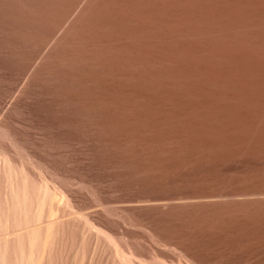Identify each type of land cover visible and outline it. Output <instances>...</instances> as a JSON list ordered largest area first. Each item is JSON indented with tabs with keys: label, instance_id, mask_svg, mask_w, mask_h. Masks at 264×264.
<instances>
[{
	"label": "bare ground",
	"instance_id": "6f19581e",
	"mask_svg": "<svg viewBox=\"0 0 264 264\" xmlns=\"http://www.w3.org/2000/svg\"><path fill=\"white\" fill-rule=\"evenodd\" d=\"M0 25L30 47L58 34L31 83L52 81L59 100L49 112L76 131L93 128L104 142L102 161L123 166L133 204L120 217L146 216L154 239L173 248L149 259L131 245L125 252L83 215L119 264H136L135 256L138 264H264V0H0ZM25 179L16 181L27 201ZM40 192L32 199L38 216L50 195ZM16 204L6 220L29 223L34 207L27 215ZM47 225L44 253L57 239L50 240L57 226ZM35 229L22 246L18 236L19 248L4 236L0 264H39Z\"/></svg>",
	"mask_w": 264,
	"mask_h": 264
},
{
	"label": "rangeland",
	"instance_id": "374dc122",
	"mask_svg": "<svg viewBox=\"0 0 264 264\" xmlns=\"http://www.w3.org/2000/svg\"><path fill=\"white\" fill-rule=\"evenodd\" d=\"M57 35L51 36L43 46L30 47L22 40V36L19 32H8L0 25V180L3 182L5 181L4 183L0 181V200L5 201H0V210L2 211L0 214L6 212L4 217L1 214L3 219L1 220L4 222V225L7 220L9 223L6 224L8 227L6 231V226L0 222L3 225L1 226L0 224V226L2 228L4 227L2 230L0 227V237L3 236L0 240H4L6 244H8L7 239L9 240V244L10 242L11 244L17 242L16 246L19 248V244L22 246V240L24 238L27 242L26 238L28 234H30L29 232L40 226L37 230L35 229L40 236L37 247L38 250H36L35 253L36 258L40 255V258L38 257V260H40L39 264H45V262L46 264H53L52 261H54V264H119L115 248L105 241L106 239L102 234L96 233V227L93 226L97 224L98 227L106 230L109 235L111 234L112 238L115 237V239L118 240L116 243H118L120 248L123 251L125 250V252L127 247L131 245L139 256L142 255L146 257V255L150 254L146 259L158 254V250L159 253H162V251L165 252L162 253L165 254L164 256H166V254L174 255L172 247L161 245L154 239L151 234V227L153 225L152 220L146 216L139 218V221L136 219L127 220L120 217L118 214L121 207L131 206L133 204L129 199L131 198L130 193L133 192L129 190L130 192L128 193L126 190L127 180L122 177V170L124 168L119 163V160L117 158H111L112 160H109L110 165L102 161L104 157L102 156V158L100 156V149L103 147L104 142L102 139L98 138L95 130L91 127H87L83 132L76 131L65 122L61 121L60 118L55 117L49 112V109L59 100L52 81L45 80L31 83V77L39 66L42 56L47 51L48 47L53 44ZM22 49L25 52L28 51L25 56L21 55V52H23ZM15 103H19L18 105L20 106L17 108ZM14 106L16 107L15 109ZM4 159H8L6 161L10 163L9 165L13 169H11L13 174H10L12 178L9 177L10 175H8V173L6 174ZM12 163L14 168L11 166ZM20 171L23 175L26 173V178L28 177L31 181H27L25 176H21ZM22 178L29 184L30 182L33 183V185L30 184L31 187H29V184L27 185V191L30 189L28 191L27 201L26 199L24 200L22 193H19L20 195L18 194L19 190H17L18 181L20 180L19 182H21ZM16 179L18 181H16ZM10 182H12V184ZM37 185L39 188H37ZM41 186H43L42 189L44 188V191L40 190ZM48 188L50 193L46 192L50 195L48 196V203L45 199L47 206L44 204V213H39L40 215L42 214L41 218L40 215H37V204L35 202L34 205V200L32 199L35 198L36 201V196L39 194V191L43 193L45 189L48 190ZM59 191L60 193L65 192V198H63L64 202L62 203L60 201L61 199H59ZM34 192L37 195H34ZM16 194L19 195V197L16 196ZM12 196H14V198ZM51 197L55 198L57 201L55 202ZM21 201L23 206H21ZM28 201L29 203H27ZM66 201L68 202L66 203ZM14 204L18 206L17 208L22 207L23 209L20 208L19 210H23L24 213L25 211H29L27 215L32 212L33 209L34 210L32 214L28 215L27 221L29 223L24 219L22 220V218L20 219V216H17L19 218H17V221L20 223H15L16 219L13 220L14 223L12 222V224L15 226V229L12 230L11 228L14 227L11 224V217L9 218L10 220H6L5 217L8 216V213H13L14 210H12V205L14 206ZM27 204L30 205L28 208ZM3 205H7L6 211L2 208H5ZM10 210L11 212H9ZM53 211L56 213L55 216L57 215L58 219L54 216ZM34 215L36 216L34 217ZM52 215L55 218L52 217ZM83 215H85L86 218L89 217L88 219L91 220L94 225L89 220L86 225L85 221H87V219H84ZM39 217L41 218V223ZM53 218L54 220L56 219L57 222L53 223L54 220H51ZM22 221L24 224L23 226L21 225ZM60 223L61 225H59ZM47 224L51 227V231L54 230L53 228H55V225L59 228L56 227V231L54 230L57 234L50 232V237L51 234L54 236H52L53 238L51 237V239H57L56 241L53 240L55 244L51 241V244L49 242L44 253L45 247L42 245V238L48 228ZM64 224L66 225L64 226ZM89 225L92 226L91 231H89ZM78 226L79 229L77 231L75 229H77ZM19 227H23V229L26 227L25 231ZM21 230L25 233L23 234ZM12 232L13 234L15 232V234L13 235ZM41 233L43 234L41 235ZM73 235L74 237H72ZM4 236L7 239L4 238ZM18 236H21V238L19 237V239ZM62 236L66 238L64 239ZM123 237L125 239L126 237L130 239L129 242H125V239H122ZM17 239H19V244ZM2 240L1 242H3ZM82 241L85 244L84 246ZM54 245L55 249H50L52 247L54 248ZM118 245L117 249L119 248ZM11 246L12 245L9 246L13 252L11 256L12 258L15 257V261L17 253L16 251L14 252V248L16 247L13 248V246ZM24 246L27 247L28 243L26 245L24 244ZM26 247L25 249H27ZM23 249L24 247L22 250ZM121 249H119V251H121ZM24 250L22 252H24ZM111 252L112 254H110ZM18 255L20 257L21 254L19 253ZM139 256H135L134 258L137 262L136 264H138L137 258H139ZM41 257L44 258L42 259ZM9 259L11 258L9 257Z\"/></svg>",
	"mask_w": 264,
	"mask_h": 264
},
{
	"label": "water",
	"instance_id": "95a60500",
	"mask_svg": "<svg viewBox=\"0 0 264 264\" xmlns=\"http://www.w3.org/2000/svg\"><path fill=\"white\" fill-rule=\"evenodd\" d=\"M50 239H51V237H50ZM19 253H21V255H22V258L24 259V261H26V257H27V255H28V252L27 251H25V252H19Z\"/></svg>",
	"mask_w": 264,
	"mask_h": 264
}]
</instances>
